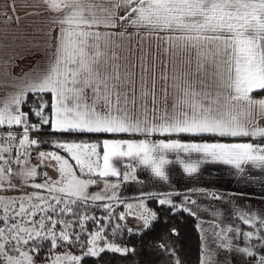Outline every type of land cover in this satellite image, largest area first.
I'll return each instance as SVG.
<instances>
[{"label": "snow or ice", "instance_id": "snow-or-ice-1", "mask_svg": "<svg viewBox=\"0 0 264 264\" xmlns=\"http://www.w3.org/2000/svg\"><path fill=\"white\" fill-rule=\"evenodd\" d=\"M5 7L13 15L4 19L19 22L14 0ZM34 7L49 25L44 66L0 84L12 89L0 95V193H22L0 194V264L126 257L135 249L105 239V228L115 219L113 235L151 231L158 217L145 197L194 218L197 264H218L223 251L236 264H264V209L229 199V222L211 204L206 220L198 213L209 209L192 195L222 203L224 195L191 188L176 202L173 193L149 192L133 204L117 191L121 182L140 183L131 162L165 182L174 162L190 176L205 163L230 166L246 184L257 181L253 172L264 175V0H38ZM45 126L54 139L32 136ZM44 144L55 150L40 151ZM182 153L196 161L185 163ZM111 177L119 179L109 184ZM101 178L103 192H90ZM98 201L107 224L86 214ZM128 216L139 221L135 230L119 223ZM89 222L100 226L90 232ZM179 236L173 226L151 245L154 264H185L170 243Z\"/></svg>", "mask_w": 264, "mask_h": 264}, {"label": "crops", "instance_id": "crops-1", "mask_svg": "<svg viewBox=\"0 0 264 264\" xmlns=\"http://www.w3.org/2000/svg\"><path fill=\"white\" fill-rule=\"evenodd\" d=\"M13 0H0V84H7L13 77L20 78L24 74H30L33 69L43 67L46 60V51L44 48L46 36L45 33L49 25L45 21V14L42 7H34L38 0H14L16 13L19 16V22L13 19L11 22L4 19V13L8 12L13 15L5 5H9ZM29 12H39L41 15H26ZM155 41L149 39L146 46H152L150 50H154ZM139 55V53H137ZM138 71V69H137ZM12 89L0 87V95H5ZM175 154H168L167 159L173 160ZM180 158L185 163H194L196 157L189 158L187 154H180ZM118 167L122 168L119 161H114ZM130 161L125 158L124 165ZM132 168L135 169L137 182H121L117 189L118 193L125 199L127 203H138L136 197H140L141 193H173L172 199L179 202L185 193L191 188L215 191L225 196V202L210 201L199 194L192 195V199L197 200L200 209L208 208V212L199 211V215L206 220H211V211L209 205H221V210L225 211V220L227 221V210L229 205L227 200L232 201V206H249L255 209H264V175L259 172H253L252 175L257 176L255 183H245L243 178L237 179L234 176V170L230 166L205 163L201 164L199 171L191 176L183 172V164L174 162L165 166L166 172L169 173L168 181H161L155 177L150 170H145L142 165L135 162ZM13 171H17L12 164ZM46 170V169H44ZM119 178L111 177L108 183H115ZM21 181L13 178V183L19 184ZM103 178L100 185H93L89 191L92 193L103 192ZM28 192V190H24ZM110 191V190H109ZM179 193V195H176ZM6 197H18L22 193L18 191H8L0 193ZM190 194V193H189ZM244 194V195H242ZM160 198H164L161 196ZM147 199L144 198L146 206ZM158 202L157 199H155ZM159 203V202H158ZM147 207V206H146ZM208 229V225H205ZM243 246V245H242ZM227 258L229 264H236L231 254L221 252Z\"/></svg>", "mask_w": 264, "mask_h": 264}, {"label": "trees", "instance_id": "trees-1", "mask_svg": "<svg viewBox=\"0 0 264 264\" xmlns=\"http://www.w3.org/2000/svg\"><path fill=\"white\" fill-rule=\"evenodd\" d=\"M48 133L49 129L45 126L40 133H32V136L44 140L55 138V136H50ZM80 138L91 139L93 141L96 139L95 136H85ZM40 148L48 149L49 147L47 144H44L41 145ZM96 205L100 204H91V207L86 214L96 216L100 218L103 223L107 224V221L103 220V208H96ZM146 206L150 211L156 212L158 217V222L155 223L154 228L151 231H136L135 234H128L124 231H119L113 235L111 227L115 226L117 223L115 219L112 221L111 226L105 228V232L108 234L105 239H112L116 243H122L129 248H134L135 251L133 253H130L125 257L119 254L114 255L105 252L99 258H86L82 261V264H154L155 253L151 245L159 240L160 236L165 233L166 229L173 226L178 229L180 236L178 239L170 241V243L176 245L178 254L181 256L182 260H184L185 264H197L199 256V234L195 228L196 221L194 218L188 216L187 213L177 214L175 210L170 211V206H162L156 202L155 199H147ZM120 210H122V207ZM119 223L126 224L130 227V224L126 221H119ZM99 226L100 225H92L91 222L88 224L90 232L95 231ZM76 230L79 231L78 227ZM88 234L89 233L86 232L84 235L87 236ZM70 251L80 254L79 249L74 248ZM40 255L43 256L44 253L41 252Z\"/></svg>", "mask_w": 264, "mask_h": 264}, {"label": "rangeland", "instance_id": "rangeland-1", "mask_svg": "<svg viewBox=\"0 0 264 264\" xmlns=\"http://www.w3.org/2000/svg\"><path fill=\"white\" fill-rule=\"evenodd\" d=\"M49 148L47 149H42V148H39V150L40 151H53V150H55L54 148H52V147H50L49 145H47ZM32 156H33V159L29 162L30 163V165H35V163H36V156H37V153L36 152H33L32 153ZM13 165H14V168L16 169V170H18V168L20 167V166H18V165H16L15 163H13ZM45 171H48V172H50V174H53L52 172H51V169H47L46 168V170ZM26 190H28V192L30 193L31 191H32V189H31V187H28V188H26ZM41 194H44V193H41ZM96 203H98V204H102L103 202H90V204H96ZM137 203V202H136ZM135 203V204H136ZM121 207H122V210H124V206L123 205H121V204H116V208H117V210L118 211H121L120 209H121ZM149 210V209H148ZM134 211H139V210H137V209H134ZM126 222H128L129 224H130V227H133L134 228V230H135V226L139 223V221H137L136 219H134L132 216H128L127 218H126V220H125ZM60 227L62 228L63 227V225H60ZM245 230H247V229H245ZM73 254H76V253H74L73 252ZM217 261H218V264H229L227 261V258L225 257V255L223 254V253H220L219 255H218V257H217Z\"/></svg>", "mask_w": 264, "mask_h": 264}]
</instances>
